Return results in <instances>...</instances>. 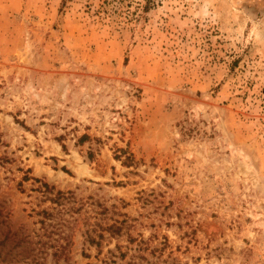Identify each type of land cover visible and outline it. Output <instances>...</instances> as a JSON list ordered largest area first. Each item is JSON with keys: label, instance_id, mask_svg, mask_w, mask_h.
<instances>
[{"label": "rangeland", "instance_id": "obj_1", "mask_svg": "<svg viewBox=\"0 0 264 264\" xmlns=\"http://www.w3.org/2000/svg\"><path fill=\"white\" fill-rule=\"evenodd\" d=\"M0 207L17 264H264V0H0Z\"/></svg>", "mask_w": 264, "mask_h": 264}, {"label": "trees", "instance_id": "obj_2", "mask_svg": "<svg viewBox=\"0 0 264 264\" xmlns=\"http://www.w3.org/2000/svg\"><path fill=\"white\" fill-rule=\"evenodd\" d=\"M41 188L42 196H48L45 199L53 204H57L59 201L65 199L64 193L56 192L53 194V188L45 184H41ZM49 195H53V198H50ZM35 215L36 217L41 216L42 218L48 217L44 211L37 212ZM39 224L43 227L45 225L44 220H40ZM106 230L112 235L113 230L116 232L118 228L109 226ZM35 246L36 243L33 244L29 241L27 236H24L19 231H11L7 223V214H4L3 208L0 207V264H17L24 261H29V263L36 262L38 258L35 253ZM57 253H61V251L56 252L55 255Z\"/></svg>", "mask_w": 264, "mask_h": 264}]
</instances>
